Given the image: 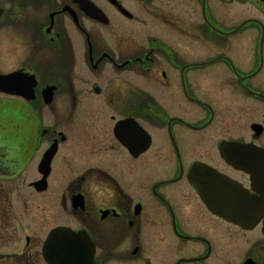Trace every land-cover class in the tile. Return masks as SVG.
<instances>
[{"label":"flooded vegetation","instance_id":"flooded-vegetation-1","mask_svg":"<svg viewBox=\"0 0 264 264\" xmlns=\"http://www.w3.org/2000/svg\"><path fill=\"white\" fill-rule=\"evenodd\" d=\"M53 258L264 264V0H0V264Z\"/></svg>","mask_w":264,"mask_h":264},{"label":"water","instance_id":"water-1","mask_svg":"<svg viewBox=\"0 0 264 264\" xmlns=\"http://www.w3.org/2000/svg\"><path fill=\"white\" fill-rule=\"evenodd\" d=\"M193 173L194 172H192V174ZM63 236H64V238H66V237H71V236H75V235L64 231ZM66 242H67V240L63 242V245H64L63 253L65 254L64 262H66V261H70L71 262L72 261V254H74L73 253V249H72V244H69V243H66ZM47 243H48V248H50V253H52V254L55 253V233H53L49 237ZM49 261H50L51 264H55V258L50 259Z\"/></svg>","mask_w":264,"mask_h":264}]
</instances>
